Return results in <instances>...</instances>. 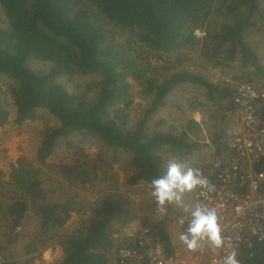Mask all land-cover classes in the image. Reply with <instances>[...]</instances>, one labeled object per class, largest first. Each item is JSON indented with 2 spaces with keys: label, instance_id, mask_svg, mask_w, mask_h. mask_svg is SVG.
Listing matches in <instances>:
<instances>
[{
  "label": "trees",
  "instance_id": "1",
  "mask_svg": "<svg viewBox=\"0 0 264 264\" xmlns=\"http://www.w3.org/2000/svg\"><path fill=\"white\" fill-rule=\"evenodd\" d=\"M0 8V76L10 80L7 87L0 85V128L10 122L8 97L17 125L43 113L56 120L44 131L35 161L21 158L11 165L8 182L0 184L12 189L0 197V250L13 254L8 249L21 239L16 253L27 255L25 264H30L31 254L57 236L63 256L54 264H121L118 252L126 243L117 234L130 203L116 192L106 194L72 231L61 232L72 212L83 210L74 188L83 186L91 173L47 159L62 142L72 147L75 137H95L112 151L108 167L122 158L128 161L126 186L144 183L150 188L172 160L189 165L196 156L204 165L201 171L208 166L202 148L213 157L231 154L224 112L233 106L237 84L190 69L188 51L197 44L196 30L205 27L203 51L209 66L228 68L239 62L243 73L234 80L264 87V40L258 39L264 33V0H0ZM152 57L162 64L153 66ZM33 62L47 66L35 69ZM129 75L148 100L133 124ZM79 76H92V81L79 83ZM180 87L197 92L187 97L193 111L209 114L206 126L215 131L212 147L202 142L203 128L193 118L176 132L163 131V120L149 126ZM256 169H264V159ZM141 220L167 256H174L168 215L155 222L146 216ZM238 260L264 264V243L241 246Z\"/></svg>",
  "mask_w": 264,
  "mask_h": 264
},
{
  "label": "rangeland",
  "instance_id": "2",
  "mask_svg": "<svg viewBox=\"0 0 264 264\" xmlns=\"http://www.w3.org/2000/svg\"><path fill=\"white\" fill-rule=\"evenodd\" d=\"M2 20L3 14L0 8V24L2 23ZM260 24H262L261 27L262 30H264V22H261ZM195 33L198 37V41L196 46L188 51L190 58L188 67L196 71H201L204 74L211 72L214 79H221L223 82H231L232 84H238L242 82L239 80H234L235 76L241 75L243 73V68H241L239 62H235L228 68H223L221 66L215 68L213 66H209V63L205 61L206 58L204 57L203 51V47L206 44L205 27L196 30ZM119 37L122 39L121 36ZM258 39L264 40V33H258ZM261 49L264 59V42L261 44ZM151 64L153 66L157 65L159 67L162 64V60L152 57ZM32 65L35 69H42L46 68L47 66L41 62H33ZM246 77H248L247 74ZM75 80L79 83L88 84L90 81H92V76H79ZM127 80L133 86L132 91L134 94V100L129 109L131 120L130 124H133L142 116L143 110L148 105V100H146L144 89L138 85L137 81H135L130 75L127 77ZM9 83V79L0 76V85L7 87ZM66 84L71 91H74L75 86L72 82H67ZM194 94L196 95L197 92L191 88H178L176 92L168 99L167 105L160 108L156 114L153 115L149 121V126L153 128L155 127L156 122L163 120L164 123L160 126L163 131L176 132L181 130L187 119H195V116H199L197 117V120L208 129V126H205V122L211 123L209 114H206V112L203 110H200L201 114H198L197 112L199 110L193 111L191 108L192 106L188 105L187 97ZM8 102L11 107L10 122L0 128V184L8 182L11 165H17L21 158L26 157L28 162L35 161L34 159L36 150L40 144V141L42 140L44 131L47 128L52 127L56 121L55 119L43 113L42 116H38V118L34 121L17 125L13 122L14 108L11 106L12 102L9 97ZM202 112H204V115ZM215 121L216 120L213 122ZM204 134L202 133V141L207 142L211 137L209 136L208 132H205ZM202 149L203 153L205 154V164L207 166V164H209L216 157L212 156L210 149ZM112 158V151L108 147L102 145L98 139L95 137L84 138L80 136L73 139L72 147H68L66 142L60 143L56 147L55 152L47 159V162L50 164L67 166L80 165L79 167L85 169L86 173H91L90 179L87 180L83 186H76L74 188V191L79 194V196H77L80 202L79 206L81 204L84 205L83 210H75L72 212L70 219L66 222L64 229H62L61 232L72 231L79 224L81 219L86 218L91 214L90 206H93L106 194L115 192L118 193V195H122L119 197H122L124 200H127L130 203L127 208V212L124 214V221L134 217L135 214L136 216L140 215V218H142V216H146L150 222L160 221L163 218L164 215H160L156 206L153 207L155 202L149 194L148 185L140 183L132 187L126 186V179L131 173V170L128 166V161L122 158L123 160L121 159L118 162H114L111 164V167H108L106 162L107 160H112ZM196 159V156L190 157V164L185 165L192 166L200 170V167L202 168L204 165L197 162ZM112 175L117 179V182L111 183L113 179L110 177ZM0 189V197H3V195H10L12 191V189H9L8 187ZM112 197L115 199V196ZM186 208L189 209V211H186ZM193 208L192 192H186L182 195V204L174 203L168 205L166 214L168 215L169 231L171 229L173 233L178 235V232L180 231L181 223L179 222L181 218L186 217V214L189 215L190 210ZM18 228V231H20V227ZM57 238L58 237L55 236L51 242L42 248V250L52 248V252H55L54 255L51 254L49 250L46 255H43L42 252L40 253L38 251L35 254H31L32 256H35V258L30 264H46L45 261L48 260H53L52 264H54L59 261L63 254L60 255L57 252V249H62V246L59 244V240ZM20 240L15 243L14 246H11L10 249H8L14 253L12 254L10 252L8 254L16 259L19 264H25L28 258H22V254L16 253L22 248V243Z\"/></svg>",
  "mask_w": 264,
  "mask_h": 264
},
{
  "label": "built area",
  "instance_id": "3",
  "mask_svg": "<svg viewBox=\"0 0 264 264\" xmlns=\"http://www.w3.org/2000/svg\"><path fill=\"white\" fill-rule=\"evenodd\" d=\"M224 116V136L231 154L216 157L201 170L212 190L195 189L192 202L193 207L217 208L225 247L213 249L203 241L197 250H188L187 262L204 257L207 264H220L226 252L235 251L238 259L241 246L264 243V169H256L264 159V87L248 81L238 83L233 106ZM117 236L126 243L118 252L121 264H174L139 216L125 220ZM8 262L14 263L0 250V264Z\"/></svg>",
  "mask_w": 264,
  "mask_h": 264
},
{
  "label": "clouds",
  "instance_id": "4",
  "mask_svg": "<svg viewBox=\"0 0 264 264\" xmlns=\"http://www.w3.org/2000/svg\"><path fill=\"white\" fill-rule=\"evenodd\" d=\"M197 188L212 190L209 180L198 168L172 160L168 163L165 175L151 180L149 194L155 202L157 211L163 216L167 213L168 205L182 204V195ZM185 210L189 211L187 208ZM190 216L186 231L180 233L178 237L189 251L200 248L203 241H207L213 249L225 247L223 227L216 207L197 204L190 210ZM180 223L183 224L184 220L181 219ZM220 264H239L237 253L226 252Z\"/></svg>",
  "mask_w": 264,
  "mask_h": 264
},
{
  "label": "crops",
  "instance_id": "5",
  "mask_svg": "<svg viewBox=\"0 0 264 264\" xmlns=\"http://www.w3.org/2000/svg\"><path fill=\"white\" fill-rule=\"evenodd\" d=\"M198 114H201V111H200V109H199V111L197 112ZM204 112H202V114H203ZM197 114V115H198ZM204 115V114H203ZM197 117H199V116H195V120L197 121V122H199L198 120H197ZM194 119V118H193ZM200 123V122H199ZM201 124V123H200ZM206 122H205V126H206ZM201 127L203 128V132L205 133H209V136L212 138L213 137V134H214V132L215 131H213L214 129H210V128H208V129H210V130H208L207 128H205L204 127V125H202L201 124ZM225 129V128H224ZM210 131V132H209ZM203 133V134H204ZM204 136L206 137V135L204 134ZM210 138V139H211ZM224 138H225V136H224ZM203 142V141H202ZM204 143H209V145L211 146V141L210 140H208L207 142H204ZM212 147V146H211ZM214 150H213V148H212V152H213ZM211 152V151H210ZM140 216V215H139ZM190 218H191V216H190V214L188 215V214H186V217H184V218H181V219H183L184 220V223L183 224H180V231L178 232L179 234L180 233H182V232H184V231H186V229H187V227H188V224H189V220H190ZM180 223V222H179ZM179 234L178 235H176L175 233H173V231H171V229H170V235H171V238H172V245H173V247L175 248V254H174V256H170L171 258H173V260H175L174 261V264L176 263V264H207V258L205 259L204 257H202V258H198L197 259V261H193V262H190V261H185V260H187L186 259V254H187V252H188V249L186 248V246L179 240ZM48 250L51 252V254H53L54 255V253L52 252V248H47V249H45V250H41L40 251V253L42 252V254L44 255H46L47 254V252H48ZM57 252L61 255V254H63V249H57ZM7 253H9V252H7ZM41 254V255H42ZM9 255V254H8ZM63 256V255H62ZM9 257H11V255H9ZM22 258L23 257H28L27 255H22L21 256ZM35 258V257H34ZM11 259L14 261V263H19V262H17V260L16 259H14L13 257H11ZM29 259V258H28ZM34 260V259H33ZM53 261V260H52ZM52 261H50V260H48V261H45V263L46 264H52ZM33 262V261H32ZM31 262V263H32ZM131 264V263H130Z\"/></svg>",
  "mask_w": 264,
  "mask_h": 264
}]
</instances>
